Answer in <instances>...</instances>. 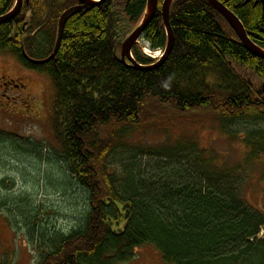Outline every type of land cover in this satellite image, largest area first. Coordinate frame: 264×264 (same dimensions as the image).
Here are the masks:
<instances>
[{
	"label": "trees",
	"instance_id": "1",
	"mask_svg": "<svg viewBox=\"0 0 264 264\" xmlns=\"http://www.w3.org/2000/svg\"><path fill=\"white\" fill-rule=\"evenodd\" d=\"M14 1L0 0V16ZM27 1L12 20L0 24V55L14 56L53 82L52 127L62 151L63 182L67 190L70 184L82 190L77 200L84 208L75 213L78 219L70 228L60 229L44 216L54 213H44L32 202L21 206L23 228L15 226L37 249L35 264H126L142 246L153 247L164 264H264V239H256L264 213L249 206L232 174L218 173L203 153L197 154L201 167L193 165L195 174L186 165L174 174L170 162L156 164L154 174H133L132 164L116 174L109 162L118 140L143 124L154 126L157 113L199 110L206 117L193 122L213 123L225 134L224 124L234 120L264 127V97L257 94L264 82V59L248 52L206 1L176 0L169 12L174 35L169 56L153 70L134 69L113 55L107 35L114 32L118 56L146 0H107L70 14L54 58L36 65L30 60L46 58L53 50L61 13L79 3ZM161 1L141 37L151 51L165 47ZM218 1L264 49L261 3ZM132 55L138 64L153 62L137 45ZM262 134L251 133L256 149H264ZM13 188L10 178L0 183L2 191ZM0 195V213L10 217L16 197Z\"/></svg>",
	"mask_w": 264,
	"mask_h": 264
},
{
	"label": "rangeland",
	"instance_id": "2",
	"mask_svg": "<svg viewBox=\"0 0 264 264\" xmlns=\"http://www.w3.org/2000/svg\"><path fill=\"white\" fill-rule=\"evenodd\" d=\"M137 46L142 54L148 52L143 50L145 44L141 40ZM3 76L4 80L23 82L25 88H14L13 82L0 86V183L7 178L14 182L11 192L0 190V193L16 197L10 213L12 219L4 211L0 213V264H35L37 249L26 242L24 231L15 226L16 223L23 228L24 218L19 215L24 211L21 206L32 202L42 212L54 213L51 217L43 213L48 222L60 229L70 228L78 219L75 213L84 211L77 200L82 190L74 184L67 190L64 183L62 151L52 127L55 89L50 77L24 67L10 54L0 55V85ZM201 113L199 110L157 113L154 126L143 124L118 140L109 157L110 167L116 174H122L123 168L132 164L133 174L143 171L154 174L152 169L156 164L170 162L174 164L169 168H173L174 174L186 166L193 174V165H200L197 154L203 153L218 173L232 174L239 194L249 206L264 213V149L255 148L251 135L256 130L264 131L263 125L241 120L226 122L228 136L213 123L193 122L206 117ZM194 141L197 148L189 146ZM12 143L17 145L13 147ZM18 144L31 150L33 155L28 156ZM194 158L198 162H194ZM256 239H264V227ZM126 264L164 263L153 247L142 246Z\"/></svg>",
	"mask_w": 264,
	"mask_h": 264
},
{
	"label": "water",
	"instance_id": "3",
	"mask_svg": "<svg viewBox=\"0 0 264 264\" xmlns=\"http://www.w3.org/2000/svg\"><path fill=\"white\" fill-rule=\"evenodd\" d=\"M99 1H103V0H99ZM99 1L79 0V2L81 3V5H80L81 8H87L89 6H94ZM171 1H173V0H165L163 10H162L163 11L162 12V19H163L165 28H166L167 33H168L166 51H165L164 56L160 59V61L158 63H156L151 68H157L158 66H160L161 63L163 61H165L167 59V57L169 56L170 51H171L172 46H173V40H174L173 34H172L171 28L169 26V3ZM206 1L211 3L212 5H214V7L228 19V21L231 23L232 27L234 28V30L238 34L239 39L241 40L242 44L244 45V47L247 50L252 52L257 57L264 58V50L261 49L252 40L249 39V37L247 36L246 32L244 31L242 25L239 23V21L235 18V16L227 8H225L221 3L217 2L216 0H206ZM27 2L28 1L25 0V3H27ZM263 2H264V0H263ZM22 5H23V0H16L15 7L6 15L0 17V22H8V21L12 20L17 15V13L19 12ZM156 5H157V0H148L147 10L144 13L142 20L129 33V35L123 40V42L121 43V46H120V55L122 57V61H124V59L129 60L130 62L133 63V67H135L137 69L144 70L145 68H143L142 66H139L135 63V60L133 59V57L131 55V50H132V47L137 43L138 39L142 36L146 27L151 22V20L154 16L155 10H156ZM71 12H72V10H70V9L65 11L59 20L58 34H57V40H56V46L54 49V53L57 51V48L59 46L66 17ZM110 27H111V22L109 24V30H110ZM113 35H114V32L110 30V37H109L110 41H113ZM111 45H112V43H111ZM53 55L54 54H52V56ZM30 61L32 63L43 64L46 61H48V59L39 60V61H36V60L32 61V59H31ZM257 93L264 96V82L257 88Z\"/></svg>",
	"mask_w": 264,
	"mask_h": 264
},
{
	"label": "bare ground",
	"instance_id": "4",
	"mask_svg": "<svg viewBox=\"0 0 264 264\" xmlns=\"http://www.w3.org/2000/svg\"><path fill=\"white\" fill-rule=\"evenodd\" d=\"M78 1V3L79 4H77V5H74V6H71V7H69V8H67L66 10H64L62 13H61V15L59 16V18H58V21H57V32H56V39H55V44H54V47H53V50H52V52H51V54H49L46 58H42V59H32V61L33 60H36V61H39V60H46V59H48V61H50L51 59H53L54 58V56H55V54H56V52L54 53V49H55V46H56V40H57V34H58V25H59V20H60V18H61V16H62V14L65 12V11H67V10H72V12L71 13H69L68 15H67V17H66V20H67V18H68V16L70 15V14H72V13H74V12H76V11H81V10H84V9H86V8H81L80 7V5H81V3L79 2V0H77ZM93 1H99V0H93ZM105 1H107V0H103V1H99L96 5H98V4H102V3H104ZM176 0H173V1H171L170 3H169V12H170V8H171V5L175 2ZM204 1H206V0H204ZM217 2H219L218 0H216ZM246 1H249V0H246ZM261 2H262V4H263V7H264V2H263V0H260ZM207 2V1H206ZM164 3H165V0H162L161 1V4H160V14H161V19H162V10H163V6H164ZM210 6H212L225 20H226V22L228 23V25L231 27V29L233 30V32L235 33V35L237 36V38L239 39V36H238V34L236 33V31L234 30V28L232 27V25H231V23L228 21V19L222 14V13H220L215 7H214V5H212L211 3H209V2H207ZM219 3H221V2H219ZM15 4H16V0L14 1V3H13V6L10 8V10L8 11V12H6L5 14H3L2 16H4V15H6L7 13H9L14 7H15ZM222 4V3H221ZM96 5H94V6H96ZM157 5H158V0H157ZM157 5H156V9H157ZM223 5V4H222ZM147 6H148V0H146V4H145V8H144V12H143V14H142V17L140 18V20L139 21H141L142 20V18H143V16H144V13L146 12V10H147ZM224 6V5H223ZM22 7V6H21ZM89 7H92V6H89ZM225 7V6H224ZM80 8V9H79ZM88 8V7H87ZM226 8V7H225ZM21 9V8H20ZM229 10V9H228ZM20 11V10H19ZM234 16H235V18L239 21V23L242 25V27H243V24L241 23V21L239 20V18L231 11V10H229ZM155 12H156V10H155ZM18 14V13H17ZM170 14V13H169ZM154 15H155V13H154ZM2 16H0V17H2ZM111 16H112V12H110L109 13V16H108V21H109V24H110V18H111ZM154 17V16H153ZM66 20H65V23H66ZM3 23H6V22H0V24H3ZM65 23H64V25H65ZM162 23H163V27H164V31H165V36H166V42H165V47H164V49H159V50H155V51H151L149 48H148V45H147V43H145V42H143V40L141 39V41L145 44V47L143 48V50H148V52H146V56H148V57H150L152 60H153V62L152 63H150L149 65H141V64H138L136 61H135V63L137 64V65H139V66H142L143 68H145L144 70H142V71H147V70H153V69H155V68H151V67H153L156 63H158L159 61H160V59L164 56V54H165V51H166V47H167V40H168V33H167V30H166V28H165V25H164V22H163V19H162ZM109 26V25H108ZM169 26H170V22H169ZM63 28H64V26H63ZM170 28H171V26H170ZM243 29H244V27H243ZM171 31H172V29H171ZM244 31H245V29H244ZM63 32V31H62ZM172 34H173V31H172ZM110 32H109V34L107 35V39H108V43H109V46H110V48L112 49V52H113V55L119 60V62L120 63H122V64H124V65H128V66H130V67H132V68H134V69H137V68H135V67H133V63L132 62H130L129 60H127V59H124V61H122V57H121V55H120V53H119V55L117 56V54H116V49H117V46L114 44V42L113 41H110ZM142 37V36H141ZM173 39H174V35H173ZM239 41H240V43H241V45L244 47V45L242 44V42H241V40L239 39ZM111 43H112V45H111ZM173 44H174V40H173ZM121 45V44H120ZM173 47V46H172ZM245 48V47H244ZM58 49V48H57ZM246 49V48H245ZM262 49V48H261ZM172 50V49H171ZM247 50V49H246ZM264 50V49H263ZM150 51L152 52L151 54H149L150 53ZM156 51H158V52H156ZM248 52H250L249 50H247ZM171 52V51H170ZM251 54H253L252 52H250ZM52 54H54L53 56H52ZM254 55V54H253ZM254 56H256V55H254ZM132 57H133V55H132ZM257 57V56H256ZM50 58V59H49ZM258 58H261V57H258ZM134 59V58H133ZM261 59H264V58H261ZM48 61H46L45 63H47ZM31 62V61H30ZM164 62V61H163ZM162 62V63H163ZM32 63V62H31ZM161 63V64H162ZM33 64H36V65H39V64H37V63H33ZM44 64V63H43ZM159 67V66H158ZM137 70H140L141 71V69H137ZM262 84V83H261ZM260 84V85H261ZM259 85V86H260ZM258 86V87H259ZM258 94V93H257ZM260 95V94H259ZM264 97V96H263Z\"/></svg>",
	"mask_w": 264,
	"mask_h": 264
},
{
	"label": "flooded vegetation",
	"instance_id": "5",
	"mask_svg": "<svg viewBox=\"0 0 264 264\" xmlns=\"http://www.w3.org/2000/svg\"><path fill=\"white\" fill-rule=\"evenodd\" d=\"M250 1V0H249ZM256 1H258V2H260L261 3V5H262V8H263V10H264V7H263V4H262V2L260 1V0H256ZM78 2V1H77ZM247 2V1H246ZM228 9V8H227ZM4 78V76L2 77V80H1V87H4V86H7L8 84H11L12 82H13V87L14 88H16V89H24L25 88V84L23 83V82H19V83H14V79H10V80H4L3 79ZM141 263H143V262H141Z\"/></svg>",
	"mask_w": 264,
	"mask_h": 264
}]
</instances>
